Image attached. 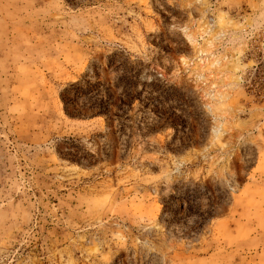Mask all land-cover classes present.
<instances>
[{
  "label": "rangeland",
  "instance_id": "1",
  "mask_svg": "<svg viewBox=\"0 0 264 264\" xmlns=\"http://www.w3.org/2000/svg\"><path fill=\"white\" fill-rule=\"evenodd\" d=\"M0 264H264V0H0Z\"/></svg>",
  "mask_w": 264,
  "mask_h": 264
}]
</instances>
